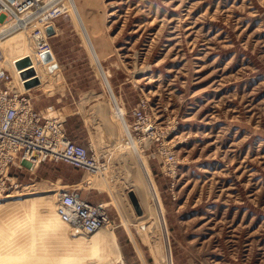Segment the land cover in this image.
I'll return each instance as SVG.
<instances>
[{
    "label": "rangeland",
    "instance_id": "374dc122",
    "mask_svg": "<svg viewBox=\"0 0 264 264\" xmlns=\"http://www.w3.org/2000/svg\"><path fill=\"white\" fill-rule=\"evenodd\" d=\"M77 5L100 66L111 74L114 98L71 11L47 38L52 60L44 71L52 72L44 86L85 93L78 114L61 119L73 141L105 151L99 158L109 173L53 161L32 171L26 163L13 166L15 188L0 197V264H167L146 177L158 196L172 264H264V0ZM141 100L148 102L154 136L134 133ZM114 104L145 162V179ZM26 186L51 190L43 196L54 194V207L60 191L108 190L112 199L101 202L112 225L77 238L64 228L45 233L27 222L17 226L28 209L35 223L46 214L43 200L30 205L25 198L32 196L17 197ZM7 195L14 202L6 203Z\"/></svg>",
    "mask_w": 264,
    "mask_h": 264
},
{
    "label": "built area",
    "instance_id": "2783aa9c",
    "mask_svg": "<svg viewBox=\"0 0 264 264\" xmlns=\"http://www.w3.org/2000/svg\"><path fill=\"white\" fill-rule=\"evenodd\" d=\"M67 9L68 3L64 0H0V22L3 25L11 23L10 29L15 30L20 27V17H26L31 18L36 27L45 29ZM39 45H43V39L39 40ZM3 63L0 49V197L15 188L9 172L13 166L20 168L21 163H26L30 171L43 162L53 161L73 165L91 174L109 173V167L101 162V158L86 159L85 148L68 139L62 119L48 117L33 108L28 89L23 86L24 80L18 77V82L14 83ZM16 71L19 74V70ZM20 85L23 91L18 89ZM138 108L134 112L137 125L134 133L154 136L155 125L148 102L141 100ZM56 209L65 223L85 234L102 225H112L104 203H92L73 192H60Z\"/></svg>",
    "mask_w": 264,
    "mask_h": 264
},
{
    "label": "bare ground",
    "instance_id": "6f19581e",
    "mask_svg": "<svg viewBox=\"0 0 264 264\" xmlns=\"http://www.w3.org/2000/svg\"><path fill=\"white\" fill-rule=\"evenodd\" d=\"M64 1H66L68 3V9H67V12L65 14H63V15H66V14L70 13V11H71V14H73V16L75 17L77 25H78L81 33H82L83 39H84L85 43H87L86 45H88V47H89V49L91 51L92 57H93V59L95 60V62L97 64V69H98L99 73L101 74L103 82L105 83V87H106L110 97H112V99H113L114 98L113 90H112V88H111V86L109 85V82H108V78L110 77L111 74H110V72L108 70H105L104 67L100 66V61H99V57L97 55V51H96V49H95V47H94V45H93V43H92V41H91V39L89 37L88 30H87V27H86V23H85L83 17L81 16V13L78 10L77 0H64ZM54 4L55 3H52V5H54ZM63 15H61V16H63ZM61 16L57 17V19L60 18ZM20 18H21L20 19L21 21L19 22L20 27L18 29H15V30L10 29L9 26L11 25V23L6 22L5 25H3V23L0 22V25L2 24V26H0V49L2 50L3 56H4L3 47L5 48V53H6V58L4 56L3 67L11 75L14 83H16L19 80V78L17 79L16 76H18L19 74L16 71L17 69L15 67V63L18 60H21V59H24V58H28L30 65L27 66L24 69H27V68L34 69V72H35V74L38 77L39 82H40L37 86L44 85V82L49 81V77L48 76L52 72V71H49V72H45L44 71V68L46 66L50 65L51 64V60H52L50 47L47 45V41H48L47 38L52 36V34L56 33L55 31H57V28L54 26L53 23L57 19L55 21L50 22L45 27V29H43L40 26L36 27V23L33 24L32 21H31V18H26V17H20ZM8 19H10V15L8 16ZM48 27H53V33L52 34H48L47 33L46 29ZM27 36H30V39ZM39 38L43 39V45L41 47H39L40 46L39 45V40H40ZM2 45H3V47H2ZM20 86H18V89L20 91H23V90L20 89ZM24 89H25V87H24ZM31 102H32V100H31ZM33 108H34V106H33ZM114 110H115V114H116V116H117V118L119 120V123L122 125V127L125 130V136H126L128 142L131 145V148L133 150V155L137 154V160H138L141 172H142V176L144 175L143 177L145 179V174L147 175L145 162L143 161V158L141 157V155L138 153V151L136 149V141L133 140L132 136L130 135V129H128L129 125L126 123V121L124 119L123 112L115 104H114ZM136 110H139V108L137 107V108H135L133 110V115H134V112ZM110 124H111V126H110ZM106 126H107V129L113 128V124L111 122H107ZM134 126H135L134 129H135L136 126H137L136 125V121H135V125ZM149 132L150 131L147 130V133H149ZM143 136H148V135H143ZM68 137H69L68 139H70L72 142L76 143L75 141H73L71 139L69 134H68ZM76 144H78V143H76ZM78 145H80L83 148H85L86 156H87L86 159H90V158L99 159L100 155H103V158H104V156L107 155V154L104 153L105 151H103V152L102 151H95L89 146H84L82 144H78ZM101 162L103 163V159H102ZM91 175H95V173L91 174ZM92 180L93 179H91V178L88 179L87 180V184H91ZM145 181H146V188H147L150 196L152 197V199L156 203L155 212H156V215L158 216V220L160 222L161 231L163 232L162 234H163V236L165 238L166 263L167 264H172V261H171V258H170V254H169L170 253V249H169V243H168V239H167L166 224H165V221H164V218H163V215H162V211H160V203H159V200H158V196H157V193H156V191H155V189L153 187V184H152L151 180L148 179V177H146ZM23 189H24L25 192H21V193L17 194L18 198H21V197H24V196H32L31 198H28V199L25 198V200H27V201H29L31 203L30 205H32L33 202H36L37 198H39L41 201L43 200L42 202H40V205L42 204L47 209H46L45 217L42 218V223H35V221L32 218L33 217L32 209H28L25 212V215H24V222L17 223V226H22L23 224H25L27 222V224H29V229L30 230H37L39 232L40 228H44V232L45 233H48L53 228H56V230L57 229L58 230H62V228H64L67 233H68L69 230L72 231V232L69 233V236H71L72 238H77V237L85 234L84 232H81V231L79 233L77 231V229H75L72 225L65 223L59 217V214L57 212L56 206L54 207L52 202L49 201L50 197L51 196L53 197L54 194L43 196V194H46L47 192H50L51 190H41V189L38 190L36 188L35 189L30 188V186L23 187ZM60 192H63V191H60ZM35 194H41L42 196L40 197V195H39V197H33V196H36ZM56 194H57V192H56ZM11 198H14V196L7 195V196L3 197V199H5V201H6V203L14 202V200H11ZM83 198H86L88 201H90L87 197H83ZM92 203H97V202H92ZM30 205H28L26 207H29ZM35 205H37V204H35ZM37 206H39V205H37ZM137 206H138V209H140L141 212L138 213L137 209L135 207V209H134L135 213H136V215L141 216L143 214V209H142L141 205L137 204ZM157 207L159 208V210L157 209ZM104 227H106V226L102 225L99 228H97L95 231H93V232H91L89 234H92V233H95V232L98 233ZM103 232L105 234H107L106 231H103Z\"/></svg>",
    "mask_w": 264,
    "mask_h": 264
},
{
    "label": "crops",
    "instance_id": "0c3cea01",
    "mask_svg": "<svg viewBox=\"0 0 264 264\" xmlns=\"http://www.w3.org/2000/svg\"><path fill=\"white\" fill-rule=\"evenodd\" d=\"M101 57L100 55V61ZM65 69V67L62 68V70ZM51 89L52 88L49 89L45 88L44 85H40L36 86V88H30L27 91L33 106L48 117L62 118L64 121L72 119L74 115L78 114L79 105L86 103L87 98L85 93L82 94L81 91H77L72 85L70 87H68V85L58 86L55 88V92H51ZM104 192V190H97V192L86 190L81 195L78 194L82 197H87L92 202H101L102 199L111 200L112 194H110L108 190L106 191L108 195L104 194Z\"/></svg>",
    "mask_w": 264,
    "mask_h": 264
},
{
    "label": "water",
    "instance_id": "95a60500",
    "mask_svg": "<svg viewBox=\"0 0 264 264\" xmlns=\"http://www.w3.org/2000/svg\"><path fill=\"white\" fill-rule=\"evenodd\" d=\"M46 31H47L48 34H52L53 33V27H48L46 29ZM29 65H30V63H29V59L28 58H24V59L18 60L15 63L16 69L19 70V77L22 80H24L23 86L26 89H30L32 87H35V86H37L40 83L38 77L36 76V74L34 72V69H32V68L24 69V68H26ZM130 197H131V200L133 202V205L137 209V212L140 213L141 211H140V209H138L137 201H136L135 197L132 194L130 195Z\"/></svg>",
    "mask_w": 264,
    "mask_h": 264
}]
</instances>
